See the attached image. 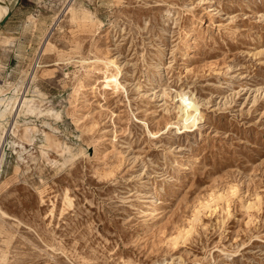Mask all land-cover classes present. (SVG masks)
Here are the masks:
<instances>
[{"label":"rangeland","instance_id":"1","mask_svg":"<svg viewBox=\"0 0 264 264\" xmlns=\"http://www.w3.org/2000/svg\"><path fill=\"white\" fill-rule=\"evenodd\" d=\"M5 4L0 264H264V0Z\"/></svg>","mask_w":264,"mask_h":264},{"label":"bare ground","instance_id":"2","mask_svg":"<svg viewBox=\"0 0 264 264\" xmlns=\"http://www.w3.org/2000/svg\"><path fill=\"white\" fill-rule=\"evenodd\" d=\"M6 0H0V20H1V17L3 16V14H5L7 12V7H6V4H5ZM198 111H196L194 114H189V115H186L184 117H181V121H182V124L183 126H188L189 123L188 121L190 119H195L197 116H198ZM199 119V117H198ZM196 120V119H195ZM194 123V122H193ZM196 123V122H195ZM182 126V125H181ZM191 126V125H190Z\"/></svg>","mask_w":264,"mask_h":264},{"label":"water","instance_id":"3","mask_svg":"<svg viewBox=\"0 0 264 264\" xmlns=\"http://www.w3.org/2000/svg\"><path fill=\"white\" fill-rule=\"evenodd\" d=\"M8 17H9V12L1 19L0 26H2L7 21Z\"/></svg>","mask_w":264,"mask_h":264}]
</instances>
